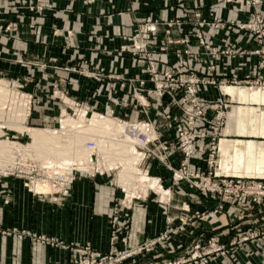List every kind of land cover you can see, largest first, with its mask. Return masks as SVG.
I'll use <instances>...</instances> for the list:
<instances>
[{"label":"crops","instance_id":"0c3cea01","mask_svg":"<svg viewBox=\"0 0 264 264\" xmlns=\"http://www.w3.org/2000/svg\"><path fill=\"white\" fill-rule=\"evenodd\" d=\"M38 3L42 9L36 8ZM198 8L197 0H0V75L19 80L32 77L34 83L29 85L28 91L42 100L33 111L32 117L37 123L50 122L51 119L46 118L55 117L59 112L53 95V83L59 77L68 80L64 87L72 96L104 112L110 108L109 94L126 96L119 81H97L67 68L90 66L131 75L135 72L134 60L130 56L122 57L119 49L127 43V37L134 33L138 23L148 16L166 21L185 19ZM200 10L208 19L219 17L225 21L249 22L253 12L264 17V5L251 8L243 3L206 0ZM13 23L17 24V30L8 28ZM191 30L190 24H183L174 29L173 37L187 36ZM69 32L72 37L67 35ZM205 33L208 41L220 49L256 47L250 31L206 28ZM164 36L162 29L158 38L160 44ZM192 43L194 50L200 49L196 40ZM31 59L39 64H26L25 61ZM167 61L165 66H173L175 55L169 54ZM188 63L190 68L201 71L199 64ZM43 64L45 69L40 67ZM216 65L213 76L217 79L261 76L258 58L254 56H223ZM200 96L208 101L228 98L232 103L218 151L221 170L236 176L264 178V91L246 86L232 85L223 89L207 86ZM115 113L133 120L145 118L134 108L116 107ZM205 146V142H198L194 160L203 168L206 167L202 161ZM180 160V153L172 154L174 166L178 167ZM152 173L161 177L164 186L171 190L172 200L167 204L153 198L141 201L131 210L123 209L116 224L114 206L120 196L108 183L109 175L79 177L63 202L50 197L40 199L22 180L3 179L0 183V264H69L73 251L82 245L106 253L115 236L116 248L122 249V239L127 235L134 245L168 227L182 225L188 213L216 206L211 196L194 191L186 181L174 186L170 171L154 165ZM262 211L264 205L242 211L227 204L218 217L194 223L179 232L171 247L159 252L160 259L184 256L186 249L198 239L205 241L219 235L226 242L237 232L251 228L257 219L263 220ZM19 231L27 233L18 236ZM31 232L57 239L62 245L52 247L48 243H37L30 237ZM248 247L238 250L233 259L220 257L210 264H264V245Z\"/></svg>","mask_w":264,"mask_h":264},{"label":"built area","instance_id":"2783aa9c","mask_svg":"<svg viewBox=\"0 0 264 264\" xmlns=\"http://www.w3.org/2000/svg\"><path fill=\"white\" fill-rule=\"evenodd\" d=\"M197 1L199 8L188 14L185 19L177 18L166 21L148 16L138 23L133 35L130 38L127 37L129 43L122 45L119 49V54L122 57L130 56L134 60L135 72L131 75L109 73L103 68H89L85 74L99 81H119L120 87L126 95L120 98L121 100H117L120 106L134 108L145 117L135 120H126L123 117L113 118L122 127L118 138L133 148L131 153L133 152L132 155L136 158L135 165L140 172L162 184L161 177L152 175L154 165L162 167L172 173L174 185L186 181L194 191L211 196L216 201V206L192 212L190 217L185 216L179 227H168L162 233L150 237L134 247L129 246V236L123 238L126 246L123 250L114 249L115 236L112 238L110 250L106 253L97 251L90 245H82L76 248L70 264H125L135 256L144 258L153 255V264H185L192 260L193 256L194 258H203L202 264H205V257L225 255L229 253L230 249L260 237V231L250 230L251 228L240 233L237 232L226 242H223L221 237L211 236L207 239L209 248L205 249L201 255L196 253V250L201 249V244L196 243L194 245L195 252L190 258L181 257L182 259L178 261L168 263L160 261L161 254L159 252L167 251L171 247L174 236L190 226L193 221L216 217L224 211L228 203L242 211L256 205L259 207L264 205V180L228 175L220 171L219 143L226 123L227 110L231 106L229 100L208 101L200 96L201 90L207 86L223 89L234 85L264 89V17L253 12L249 22L225 21L219 17L208 19L200 10L206 0ZM216 1L223 4L243 3L251 8L264 5V0ZM36 8L42 9L43 7L38 3ZM183 24H190L191 32L187 36L175 39L173 37L174 29ZM206 28L250 31L253 34L256 47L254 49H236L232 46L220 49L208 41L205 33ZM162 29H164L165 36L164 42L160 44L158 38ZM193 40H196L200 49H193ZM169 54H174L176 57L173 66H165ZM237 55L257 57L261 76L244 79L234 76L230 80L217 79L213 76L217 69L216 61L218 59L223 56L235 58ZM189 61L199 64L203 70L190 68ZM16 94L17 101L24 100L31 103L28 93H20L18 90ZM73 104L76 105V108L80 106L81 110L85 108L87 113L92 111L90 106L79 105L75 99ZM153 112L154 117L152 116ZM96 113L108 118L106 115H110L112 112L108 108L105 114L100 111ZM61 129H64L63 126ZM111 138L108 137L110 140ZM199 141L206 143L202 156L205 168L194 163ZM11 143H15L17 147L11 152L9 159H0V180L10 177L22 179L24 186L40 199H46L48 194L54 193L53 201H65L76 181L75 172L79 170L77 165L66 167L65 170H61L58 165L54 168L46 166L42 169L32 158L19 157L26 147L15 141ZM86 145L93 150L90 157L91 163L94 164V159L96 161L104 159L103 155L95 151L97 148L95 138L89 137ZM173 153L181 155L178 167L174 166L171 161ZM103 174L104 172L101 173V175ZM47 185L52 189L46 188ZM161 187L164 188V186ZM164 189L167 200L159 201L167 204L171 200V190ZM121 190L125 193V198L118 199L115 204L113 218L115 224L121 213L119 205L122 210H131L137 206V200L141 199L140 195L128 199L124 188ZM152 190L150 189V191ZM262 217L261 223L264 221V216ZM169 221L171 220L169 219ZM253 225L262 227L260 221ZM23 234H26V231H23L21 235ZM44 240L46 238H43L42 241Z\"/></svg>","mask_w":264,"mask_h":264},{"label":"rangeland","instance_id":"374dc122","mask_svg":"<svg viewBox=\"0 0 264 264\" xmlns=\"http://www.w3.org/2000/svg\"><path fill=\"white\" fill-rule=\"evenodd\" d=\"M8 28L9 29H15V30H17L18 29V26H17L16 23L15 24L13 23V24H10L8 26ZM67 35L70 36V37H72L73 34L71 32H69ZM127 43H129V40H127ZM127 43H125V44H127ZM31 60L32 61H25L26 64H35V65L36 64H39V63H37L38 61H35L36 59L35 60L34 59H31ZM40 67L45 69L46 68V65L43 64L42 66L40 65ZM89 68L92 69L93 67H90V66L89 67H81V68L80 67H71V68H67V70L68 71L70 70V71L78 72V73H80V74L88 77L85 74V71L86 70H89ZM89 78H91V77H89ZM93 79H96V78H93ZM32 81H33L32 80V77H30V76H27V77H25L22 80H19V79H16V78L12 79V78L6 77L4 75H0V86H3L4 87L3 92L0 89V95L1 96L3 95L2 96L3 98L2 97L1 98L4 99V101H3V103H4L3 105L4 106L3 105H0V109L3 106V108H2L3 113L0 114V130H1V132H0V141H7V142L8 141L9 142H14L15 141V142L20 143L24 147L29 146L32 143V137L30 136V134L27 131H22L20 128H18L19 126H27V127L36 128V129H49V130H54L56 132H60L61 133L60 134L61 135V138H60L61 140H58L57 142H61V144H57L56 145L54 143H49L48 145H46V146L44 145V146H42L39 149H36V148H29L28 149V148H26V149H24L23 152H21V155H19V157L25 156V157H28V158H32L33 160H35V163L37 165L41 166V168L47 166L46 164L50 160L51 157L52 158L55 157V159L61 165L60 166L61 167V170H64L65 167L68 168L69 166H71V164H68V162L65 161V160H69L70 159L69 157H71V160L74 159L75 158L74 157L75 154L76 153L79 154L80 151L79 152L71 151L70 150V147L64 145L63 143H66L67 144V142L69 140H71V138H74L75 139L76 138L74 136V135H76V133H74L75 131L78 132V133L80 132V133H84V134H87V135L89 134V132H87V131H84V130L82 131L83 128H79L78 130L77 129L75 130V128L73 129V128H70V127L69 128L68 127L65 128L64 125H63L64 124V121L67 120V119H72V120H75V121H81V120H83L85 123L90 124L92 122V119L94 117L95 118L96 117H104V118H106V117L99 115V113H96L97 111L94 110L93 107L90 105V103H88L87 101L72 96L71 93H70V91L67 88L64 87L65 85L68 84V80L65 77H59V79L53 83V88H54L53 95H54L55 101H56V103H57V105L59 107V112H58V114L55 115V117H51V118H49V117L46 118L45 117L46 119H49V120L51 119L50 122L43 121L41 123H37V121H35L36 119L32 117L34 115L33 114V111L38 106H40V102H42V100H40L39 98H37V96L35 95L34 92L28 91L29 85L31 83H34ZM97 81H99V80H97ZM112 81H116V80H112ZM18 90L20 91V93H22V92L28 93L30 95V98L29 99H30V102L31 103L26 102L24 100L17 101L18 99H16V95H17L16 92H18ZM258 90H260V89H258ZM260 91H264V89L263 90H260ZM29 99H27V100H29ZM74 99L77 101V103L79 105L90 106V108H91L92 111H90V112L87 113L86 112L87 110L85 108H82V110L80 109V106L76 108V105L73 104ZM118 99H120V97H118L117 94H115L113 92L108 95V101L110 103V110H111L112 113H110V115H106V116L108 117V119L113 120L119 126V124L113 119L115 117H123V116L118 115V114L115 113L116 107H121L120 104L118 103V101H119ZM223 99L229 100L228 98H223ZM229 102H230V105L232 106V103H231L230 100H229ZM231 106L229 107V109L231 108ZM29 108H30V110H29ZM229 109L227 110L228 112H229ZM29 112H30V114H29ZM228 112H227V116H228ZM20 113L23 114L25 117L23 115H21ZM102 113L105 114L106 113V110L104 112H102ZM18 115H20L21 118H19ZM123 118L126 119V120H129L132 117L131 118L130 117H128V118L123 117ZM226 121H227V117H226ZM112 125H114V124H112ZM225 125H226V123H225ZM61 126H63L64 129H61ZM119 127H121V126H119ZM98 129H99V131L98 130L97 131H94V133H97V135H100V133L102 134V132H101L102 130H105L106 131V129H104L102 127H98ZM223 131H224V129H223ZM72 133H73V135H72ZM109 136L112 137L113 135L112 136L109 135ZM222 137H223V135L221 136V139H222ZM220 142H221V140H220ZM219 145H220V143H219ZM61 146H63L62 149H61ZM82 148H85V146H83ZM132 149L133 148H131V150ZM83 152L84 151L82 150L81 153H83ZM113 152L111 150L110 153H108L109 160H110V157L111 156H112L113 159L116 158L114 156V155H116L115 154V151L113 150ZM129 154H130V152H129ZM5 158L6 159H9V155L7 157V155L6 156L5 155L3 156L0 153V159H5ZM112 158H111V160H113ZM94 160H95L94 164L97 163V164H95L97 166H99L100 163H104V162L107 161L105 159H100L98 161H96V159H94ZM65 163L67 165H65ZM135 163H136V158H134L132 161L121 162L120 164H117L116 166H114V169L107 168L106 165L101 166V168H99V167L96 166V168L93 169L92 171L84 170V169H79L78 172H75L76 180L79 177H92L93 175H101V173L104 172V174H103L104 176L105 175H109L108 183H110L111 185H113L117 189V191H119V196H120L118 198L119 200L125 198V193L122 192V190H121L122 188H124V190L126 191V193L128 195V199H130L131 197H133L135 195H140L141 196V199L140 200H137L138 203L141 202V201H149V200H151V198H153L155 200L158 199V200H164V201H166L167 200V197H165V193L163 191V189L166 188V187L164 186L163 183L162 184L161 183H158L156 179H154L155 180L154 182L156 184V187L155 188L148 186L145 189H143V188H139L138 187L139 186L138 183H136V184L134 183V184L131 185V188L132 189L130 188L128 190L125 186H123V185H121L119 183V180H118L119 179V174L123 170L124 165H128V166L134 167L135 169H139L135 165ZM219 167H220V162H219ZM220 171L222 173H224L221 170V167H220ZM224 174H227V173H224ZM152 175L154 177H157L153 173H152ZM228 175H234V174H228ZM240 177H246V176H240ZM251 178L264 180V178H260V177H256V176H253ZM3 179H6V178H1L0 183L3 181ZM15 179H18V178H15ZM19 180H22V179H19ZM161 186H164V188L162 189ZM174 186H176V185H174ZM46 188H49V190L52 189V188L49 187V185H47ZM150 189H153V190L150 191ZM53 196H55V194L54 193H50L46 197H50L52 199ZM144 199H146V200H144ZM233 206L236 207L235 205H233ZM257 207H259V206H257ZM261 207H263V205H261L260 208ZM114 208H115V206H114ZM120 208L121 207L119 205V212H122V208L121 209ZM190 214H192V213H188L185 216L190 217ZM219 214L216 217H218ZM262 214L263 215H260V216H264V213H262ZM216 217H214V218H216ZM214 218H209L207 220H195V221H193L191 223V225H193L194 223H198V222L210 221V220H212ZM260 220L257 219L255 222H259ZM262 223L260 222V225H262V227L261 226H257V225H255V226L253 225L251 227V229H250V230H255L256 229L257 231L259 230L260 231V237L259 238H256L253 241H248L245 244H242L241 246H239L237 248L230 249L229 250V253H227L225 255L218 254V255H216V257H214V256H211L210 258L205 257L204 258V263L205 264H210V263L216 261L220 257H222L223 259H228V258L233 259V257H235V253L238 250H241V249H249L248 246L250 244H257L258 246H263L264 245V221H262ZM114 228H115L114 230H115V234H116V232H118V229H117L116 226ZM19 232L20 233H18V236L20 234H22L23 231H19ZM127 236H129V235H127ZM127 236H125V237H127ZM215 236H217L218 238L221 237L219 235H215ZM30 237L33 239V241H35L37 243H48V244L52 245V247H60L62 245V243L60 241H58L57 239L55 240L53 238H48L46 235H40V234L31 232ZM43 238H46V240L42 241ZM114 238H115L114 239V245H113L114 249H116V250H123V249L126 248V246H125V244L123 242V239H122L123 248L122 249H117L116 246H115V240L117 238L116 237H114ZM144 241H142V242H144ZM142 242H139V243L133 245V244H131L130 237H129V246H131V247H134V246H136V245H138V244H140ZM196 243H200L201 244V249L196 250V253L198 255H201L202 252L205 249H208L209 248V246L207 245V243H208L207 242V239L205 241H203V239H198V240L194 241L191 244V246H189L186 249V253H185L184 256H182V258L188 259V258H190L194 254V252H195L194 245ZM75 250L73 251V253L71 255L70 262H71V259L73 258V255H74ZM153 256H147V257H144V258L143 257H139V256H135V257L129 259L125 264H153V262H154V257ZM182 258L179 257V258H175L173 260H164V259L162 260L161 259L160 261L162 263H168V262L178 261L179 259H182ZM192 258H193L192 260L186 262L185 264H202V261H203L202 259L203 258H200V257L194 258V256Z\"/></svg>","mask_w":264,"mask_h":264},{"label":"bare ground","instance_id":"6f19581e","mask_svg":"<svg viewBox=\"0 0 264 264\" xmlns=\"http://www.w3.org/2000/svg\"><path fill=\"white\" fill-rule=\"evenodd\" d=\"M0 89L3 92L4 87L0 86ZM2 96L0 95V105L4 104L3 103L4 99H2L3 98ZM3 106H2V108H3ZM2 108L0 109V114L3 113ZM21 115H23V114H21ZM18 117L21 118L20 115H18ZM112 124H114V125H112ZM63 125L65 128L70 127L73 129L75 128V130L76 129L78 130L79 128H83L82 131L84 130V131L89 132V134L87 135V134L80 133V132L78 133L75 131L74 133H76V135H74V136L76 138L75 139L71 138V140H69L67 142V144L63 143L64 145L70 147L71 151H74V152L80 151V153L82 150L84 151L81 154L76 153L74 156L75 158L72 160H71V157H69L70 159L68 158L69 160H65L68 162V164H71V165L76 164L79 169H84V170H89V171H92L93 169L96 168L97 165H95V164H97V163L93 164L90 162V157L92 155L93 150L91 148L87 147V145H86V141L89 137H93L96 139L97 148L95 151L99 152L101 155L104 156V159L107 160L106 162H104L105 164L100 163L99 166H97L99 168H101V166H103V165H106L107 168L114 169V166H116L117 164H120L121 162L132 161L134 159V157L131 153V151H132L131 147L128 144L120 141L118 138L120 133H121L120 130L122 127H119L111 119L104 118V117H96V118L94 117L90 124L85 123L83 120L75 121L72 119H67L64 121ZM98 127H102L104 129H106V131L102 130L101 131L102 134L100 133V135H97V133H94V131H97V130L99 131ZM18 128H20L22 131H27L30 134V136L32 137V143L26 147L28 149L29 148L39 149L44 145L45 146L48 145L49 143H54L56 145L61 144V142H57L58 140H61L60 139L61 138L60 132H56L54 130H49V129H36V128L27 127V126H19ZM0 132H1V130H0ZM72 135H73V133H72ZM109 135H111V136L113 135L114 138H111ZM108 137H110L111 140L108 139ZM83 146H85V148H82ZM16 147L17 146L15 143H11L9 141L8 142L7 141H0V153L3 156L7 155V157H8V155H10L11 152H13ZM62 147L63 146H61V149H62ZM111 150H112V152H113V150L115 151L116 155H114V156L116 158L113 159L112 156L110 155L111 157L109 160L108 153H110ZM129 152H130V154H129ZM111 158L113 160H111ZM48 162L46 165L48 167H51V168H54V166H56V165H58L59 167L61 166L58 163V161L55 159V157H53V158L51 157ZM65 165H67V164L65 163ZM65 168H64V170H65ZM118 180H119V183L121 185L125 186L128 190L131 188V185L134 183L135 184L138 183V185H139L138 187L143 188V189H145L148 186L153 187V188L156 187L154 179H149L143 173H141L139 169H135L134 167H131L128 165H124L123 170L119 174ZM163 191H164V189H163ZM164 193H165V191H164Z\"/></svg>","mask_w":264,"mask_h":264}]
</instances>
